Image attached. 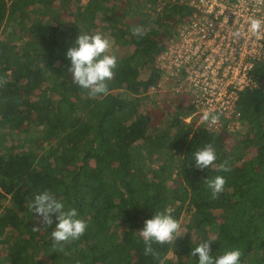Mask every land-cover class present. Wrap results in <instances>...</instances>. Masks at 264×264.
Here are the masks:
<instances>
[{
    "label": "trees",
    "instance_id": "trees-1",
    "mask_svg": "<svg viewBox=\"0 0 264 264\" xmlns=\"http://www.w3.org/2000/svg\"><path fill=\"white\" fill-rule=\"evenodd\" d=\"M181 6L0 0V264H198L192 248L210 239L213 257L239 249V264H264V91L240 92L244 132L232 137L183 122L175 105L157 126L160 111L149 108L157 53ZM100 32L115 35L117 63L108 94L89 96L65 52L79 34ZM208 144L216 160L197 168L194 153ZM217 175L225 185L213 198L206 180ZM45 189L87 225L62 250L53 249L55 219L33 231L29 200ZM166 210L181 236L145 255L138 231Z\"/></svg>",
    "mask_w": 264,
    "mask_h": 264
},
{
    "label": "built area",
    "instance_id": "built-area-1",
    "mask_svg": "<svg viewBox=\"0 0 264 264\" xmlns=\"http://www.w3.org/2000/svg\"><path fill=\"white\" fill-rule=\"evenodd\" d=\"M179 1V20L157 53L160 75L147 90L149 101L166 111L175 105L171 96L178 95L190 106L178 115L183 122L194 119L212 133L239 135L244 132L240 92L264 91V75L256 74L264 61V0ZM204 111L219 121L202 122Z\"/></svg>",
    "mask_w": 264,
    "mask_h": 264
},
{
    "label": "clouds",
    "instance_id": "clouds-1",
    "mask_svg": "<svg viewBox=\"0 0 264 264\" xmlns=\"http://www.w3.org/2000/svg\"><path fill=\"white\" fill-rule=\"evenodd\" d=\"M255 26V25H254ZM133 35L143 36L141 27L132 29ZM112 42L100 33L79 34L71 46L65 52L66 59L70 60L67 72L72 74V81L80 88L88 91L89 96L108 94L106 81H110L116 67L117 58L108 54ZM0 83H4L0 81ZM201 121L210 126L219 121V116L212 111H204ZM195 166L206 169L213 165L216 160L215 149L211 144L194 153ZM221 171H229L227 163L220 165ZM211 189L212 197L223 191L225 178L217 175L206 180ZM29 208L36 217L33 224V231H40L43 226H52L55 219V228L51 233L54 250H62V244L70 240L79 239L86 230V222L79 218L76 208L65 210L64 204L49 190H42L34 193L29 200ZM180 223L174 219L170 212H156V214L144 222V227L138 231L144 242L145 255L157 256L153 248L154 243L171 244L181 236ZM210 239L199 243L192 248L191 255H198V264H239L242 255L239 249L227 250L223 254L213 257L211 253Z\"/></svg>",
    "mask_w": 264,
    "mask_h": 264
},
{
    "label": "rangeland",
    "instance_id": "rangeland-1",
    "mask_svg": "<svg viewBox=\"0 0 264 264\" xmlns=\"http://www.w3.org/2000/svg\"><path fill=\"white\" fill-rule=\"evenodd\" d=\"M100 33L105 35V37L108 38L112 42V47H111V49H110V51L108 53V54L112 55L113 50L115 49V46H114L115 35H112V33L110 34L108 32L107 33L100 32ZM171 97H173L172 98V100H173L172 103L175 104V106L172 108V110H176V111H179L181 113H186V112H188L190 110L189 104L187 102H185L181 97H179L178 95H172ZM155 109H156V111H160L161 115L157 116V117H162L161 119H164L166 117L165 115H168V116L171 115V111H170L171 108H170V110L166 108V111H165L163 107L155 106ZM153 113L155 114V112H153ZM262 116L264 117V113H263ZM160 125H161V123L157 124V126H160Z\"/></svg>",
    "mask_w": 264,
    "mask_h": 264
},
{
    "label": "crops",
    "instance_id": "crops-1",
    "mask_svg": "<svg viewBox=\"0 0 264 264\" xmlns=\"http://www.w3.org/2000/svg\"><path fill=\"white\" fill-rule=\"evenodd\" d=\"M103 35V34H102ZM103 36H105V35H103ZM149 102V108H151V110H152V112H155L156 114H159V111H156V109H155V107H154V104L155 103H153L152 101H148ZM155 110V111H154ZM154 115V114H153ZM161 115V113L159 114V115H157V116H160ZM157 116H155L154 115V118H156V123L158 124L160 121L159 120H157V118L159 119V118H161V117H157ZM165 116H168V115H165ZM244 126H245V119H244ZM228 140H229V138H228Z\"/></svg>",
    "mask_w": 264,
    "mask_h": 264
}]
</instances>
